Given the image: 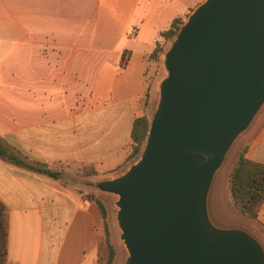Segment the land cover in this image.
I'll use <instances>...</instances> for the list:
<instances>
[{"label": "crops", "instance_id": "obj_1", "mask_svg": "<svg viewBox=\"0 0 264 264\" xmlns=\"http://www.w3.org/2000/svg\"><path fill=\"white\" fill-rule=\"evenodd\" d=\"M202 1L0 0L2 145L51 169L91 165L96 174L90 179L117 172L147 89L146 57L160 31L176 17L184 21ZM241 138L230 171L243 149L264 163V106ZM90 192L106 210L110 192H81L64 184L61 173L52 178L0 156L6 264H97L103 226ZM263 207L264 201V227ZM255 233L258 239L250 236L264 255V233Z\"/></svg>", "mask_w": 264, "mask_h": 264}, {"label": "water", "instance_id": "obj_2", "mask_svg": "<svg viewBox=\"0 0 264 264\" xmlns=\"http://www.w3.org/2000/svg\"><path fill=\"white\" fill-rule=\"evenodd\" d=\"M140 157L99 188L118 195L125 264H264L239 229L211 230L205 192L264 101V0H203L164 53Z\"/></svg>", "mask_w": 264, "mask_h": 264}, {"label": "rangeland", "instance_id": "obj_3", "mask_svg": "<svg viewBox=\"0 0 264 264\" xmlns=\"http://www.w3.org/2000/svg\"><path fill=\"white\" fill-rule=\"evenodd\" d=\"M187 17L184 21H186ZM175 36L163 40L159 37L158 40L161 42L162 50L160 51L157 59H151L147 55V59L150 61L147 68L144 71V77L147 82V90L138 102V114L145 115L148 120H151L154 113L157 110L158 102L160 99V83L166 76V69L164 66V53L171 45V42ZM132 64L136 67L140 64V57H134ZM264 106V101L260 105ZM115 109L112 108L111 111ZM138 115V116H139ZM125 123V122H124ZM124 123L122 129H124ZM249 124V123H248ZM247 124V126H248ZM246 126V127H247ZM241 130L234 139L230 142L228 148L224 152L218 166L214 170L211 178L208 182L207 189L205 192V205L207 209L206 224L211 230H228V229H241L251 235L253 238L258 239L257 233H264V227L262 226V220L258 217L251 219L242 213H240L233 205L230 191H229V174L230 167L235 160L238 149L241 147V136L246 129ZM130 150V147H129ZM140 157L138 155L125 158L124 163L117 172L107 177L98 179H90L94 174H89V165L84 166H69L61 164L54 170H58L61 173V180L67 184L75 185V189L79 191L92 190L95 192H105L100 189L99 183L110 176H118L125 172L129 166ZM96 174V173H95ZM111 198L106 199V223L108 227V238L111 246L114 250L113 260L111 264H125L128 257V251L121 238V229L117 220L118 206L116 201L118 195L110 192ZM93 193H87L86 196L92 195ZM85 195V194H84ZM262 207V206H261ZM264 209V207H263ZM261 210V209H260ZM264 217V210H263Z\"/></svg>", "mask_w": 264, "mask_h": 264}, {"label": "trees", "instance_id": "obj_4", "mask_svg": "<svg viewBox=\"0 0 264 264\" xmlns=\"http://www.w3.org/2000/svg\"><path fill=\"white\" fill-rule=\"evenodd\" d=\"M183 22L184 21L179 17L174 18L168 28L160 31V38L166 40L176 36ZM161 50V42L157 39L148 57L151 59H157ZM123 57L124 53L121 55V64L123 63ZM149 125L150 120H148L145 115H139L133 119L130 129V150L126 155V158L135 155L139 156V154H141ZM244 152L245 149L240 151L236 163L230 171L228 178L229 191L234 207L243 215L251 219H256L264 201V163L247 158L244 155ZM0 156L13 163L24 165L31 170L43 173L49 177L58 178L60 176V171L58 170L51 169L45 164L26 162L11 153L8 148L2 145L1 138ZM89 169V174L96 173L93 166L89 165ZM87 197L98 204L102 217L103 237L99 243L97 264H111L114 250L108 238L106 210L102 202L93 195H88ZM7 230L8 214L5 206L0 201V264H6Z\"/></svg>", "mask_w": 264, "mask_h": 264}]
</instances>
